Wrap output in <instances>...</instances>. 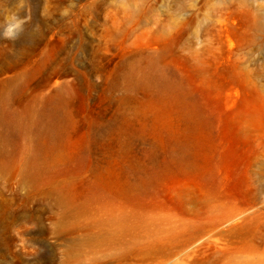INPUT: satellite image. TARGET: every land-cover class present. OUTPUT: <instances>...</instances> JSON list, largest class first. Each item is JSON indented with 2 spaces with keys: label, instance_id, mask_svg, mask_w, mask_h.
Masks as SVG:
<instances>
[{
  "label": "rangeland",
  "instance_id": "1",
  "mask_svg": "<svg viewBox=\"0 0 264 264\" xmlns=\"http://www.w3.org/2000/svg\"><path fill=\"white\" fill-rule=\"evenodd\" d=\"M23 3L0 264H264V0Z\"/></svg>",
  "mask_w": 264,
  "mask_h": 264
},
{
  "label": "clouds",
  "instance_id": "2",
  "mask_svg": "<svg viewBox=\"0 0 264 264\" xmlns=\"http://www.w3.org/2000/svg\"><path fill=\"white\" fill-rule=\"evenodd\" d=\"M23 7H24L23 0H20V4L18 5V9L23 8ZM62 14H64V13H62ZM29 18L30 17H25V18L21 19L18 17V14L15 12L6 14L4 17V23L2 25H0V27H3L2 37L4 39L14 40L16 38L17 33L22 31L23 25L27 22V20ZM96 81L97 82L100 81L99 76L96 77ZM32 227H34V225ZM12 234L14 236L19 237V230L14 228L12 230ZM19 239H20V242L16 246L18 250L22 249L24 247V242H25L23 238H19Z\"/></svg>",
  "mask_w": 264,
  "mask_h": 264
}]
</instances>
